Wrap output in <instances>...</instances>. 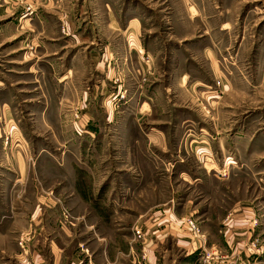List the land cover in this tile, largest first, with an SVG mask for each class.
Segmentation results:
<instances>
[{
    "label": "rangeland",
    "instance_id": "rangeland-1",
    "mask_svg": "<svg viewBox=\"0 0 264 264\" xmlns=\"http://www.w3.org/2000/svg\"><path fill=\"white\" fill-rule=\"evenodd\" d=\"M240 206L264 264V0H0V264L59 233L134 245L155 215L220 264Z\"/></svg>",
    "mask_w": 264,
    "mask_h": 264
},
{
    "label": "crops",
    "instance_id": "crops-1",
    "mask_svg": "<svg viewBox=\"0 0 264 264\" xmlns=\"http://www.w3.org/2000/svg\"><path fill=\"white\" fill-rule=\"evenodd\" d=\"M174 210V205L170 203L166 205L154 204L149 208V213H173ZM241 210L244 213L237 215ZM231 212L229 222L221 227V230L225 231V237H229L227 239L230 241L227 240V242L231 249V255L229 259L220 264H261V255L259 254L261 250L258 252V256L252 257L249 254V249L246 250L252 231H254L249 223L250 219L247 220L246 217H252L251 209L240 206L239 208L235 207ZM246 213L248 215L245 216ZM155 217L154 221L140 224L147 232V238L143 242L134 245L128 242L125 245L122 239L116 235L102 236L98 239L100 242L97 241L94 246L91 244L87 246L89 252L86 253L83 250H76L70 239L66 243L68 239L66 235L63 234L61 237V233H59L52 238L49 246L45 241L40 246L38 244L36 253L35 251L28 252V250L23 253L20 251L19 264H201L194 253L200 247L209 245L208 236L203 229L201 228L202 234L195 235L184 218L177 219L170 216V220L165 223L166 221H159L158 216L155 215ZM169 239L176 243L181 252L177 255L170 254L166 258L160 250ZM62 241L65 242L62 243ZM239 253L242 254L240 258H238L241 255ZM143 254L146 258L142 257ZM240 259L241 261H239Z\"/></svg>",
    "mask_w": 264,
    "mask_h": 264
},
{
    "label": "built area",
    "instance_id": "built-area-1",
    "mask_svg": "<svg viewBox=\"0 0 264 264\" xmlns=\"http://www.w3.org/2000/svg\"><path fill=\"white\" fill-rule=\"evenodd\" d=\"M188 224L195 233H200V229L194 220L192 219L188 220ZM205 253L206 254L202 259V264H216V255L218 251L217 250L207 251V249H205Z\"/></svg>",
    "mask_w": 264,
    "mask_h": 264
}]
</instances>
